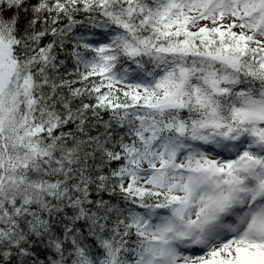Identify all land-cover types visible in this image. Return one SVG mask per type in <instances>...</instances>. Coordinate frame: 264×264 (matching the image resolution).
Instances as JSON below:
<instances>
[{"label":"snow or ice","instance_id":"snow-or-ice-1","mask_svg":"<svg viewBox=\"0 0 264 264\" xmlns=\"http://www.w3.org/2000/svg\"><path fill=\"white\" fill-rule=\"evenodd\" d=\"M0 264H264V0H0Z\"/></svg>","mask_w":264,"mask_h":264}]
</instances>
